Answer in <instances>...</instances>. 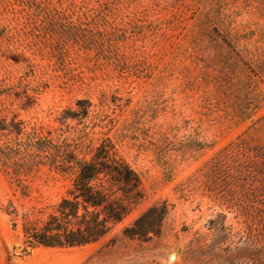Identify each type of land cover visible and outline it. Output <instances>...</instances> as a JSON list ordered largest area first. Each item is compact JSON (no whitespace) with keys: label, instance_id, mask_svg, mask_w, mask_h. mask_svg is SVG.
Listing matches in <instances>:
<instances>
[{"label":"rangeland","instance_id":"374dc122","mask_svg":"<svg viewBox=\"0 0 264 264\" xmlns=\"http://www.w3.org/2000/svg\"><path fill=\"white\" fill-rule=\"evenodd\" d=\"M0 119V264H264V0H0ZM32 134L112 139L142 198L96 242L30 245L76 173L8 149ZM162 203L159 235L124 234Z\"/></svg>","mask_w":264,"mask_h":264},{"label":"trees","instance_id":"16d2710c","mask_svg":"<svg viewBox=\"0 0 264 264\" xmlns=\"http://www.w3.org/2000/svg\"><path fill=\"white\" fill-rule=\"evenodd\" d=\"M78 36L80 37V34ZM243 95L247 101L242 110L250 118L249 94L245 92ZM86 103L84 100H78V108L68 111L67 118H86ZM82 108L83 113L80 114ZM1 122L4 124H0V130H6L9 122L0 119ZM14 144L8 149L16 155L34 151L50 157L51 164L61 162L62 166L58 169L62 172L69 170L71 166L76 170L71 187L58 203L55 212L41 227L25 229L32 246L72 247L96 242L104 237L115 223L121 222L129 215L134 205L142 198L140 174L110 138L102 139L89 157L64 152L58 144L34 135L29 137L27 142L16 141ZM59 154L62 155L60 161ZM167 211L164 203L147 208L124 228V234L142 240L159 235Z\"/></svg>","mask_w":264,"mask_h":264},{"label":"water","instance_id":"95a60500","mask_svg":"<svg viewBox=\"0 0 264 264\" xmlns=\"http://www.w3.org/2000/svg\"><path fill=\"white\" fill-rule=\"evenodd\" d=\"M15 250H21L19 247H16ZM23 252H26L25 250Z\"/></svg>","mask_w":264,"mask_h":264}]
</instances>
